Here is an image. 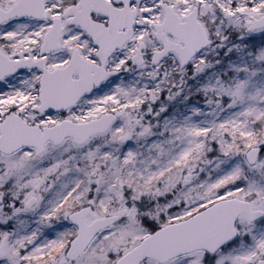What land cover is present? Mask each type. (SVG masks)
Returning a JSON list of instances; mask_svg holds the SVG:
<instances>
[{
  "label": "snow or ice",
  "instance_id": "obj_1",
  "mask_svg": "<svg viewBox=\"0 0 264 264\" xmlns=\"http://www.w3.org/2000/svg\"><path fill=\"white\" fill-rule=\"evenodd\" d=\"M0 264H264V0H0Z\"/></svg>",
  "mask_w": 264,
  "mask_h": 264
}]
</instances>
